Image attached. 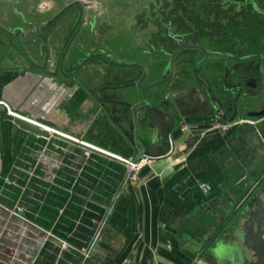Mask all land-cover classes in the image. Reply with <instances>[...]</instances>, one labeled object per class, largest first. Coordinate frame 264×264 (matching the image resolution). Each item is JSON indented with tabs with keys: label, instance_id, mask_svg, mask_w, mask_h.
<instances>
[{
	"label": "crops",
	"instance_id": "1",
	"mask_svg": "<svg viewBox=\"0 0 264 264\" xmlns=\"http://www.w3.org/2000/svg\"><path fill=\"white\" fill-rule=\"evenodd\" d=\"M10 58L1 65L0 103L22 120L0 124V264H196L190 250L234 214L264 169L256 132L238 126L221 138L211 128L175 169L168 155L122 187L126 166L114 157L14 124L29 118L129 157L81 85L17 68ZM175 98L176 134L185 124L213 123L193 98Z\"/></svg>",
	"mask_w": 264,
	"mask_h": 264
},
{
	"label": "water",
	"instance_id": "2",
	"mask_svg": "<svg viewBox=\"0 0 264 264\" xmlns=\"http://www.w3.org/2000/svg\"><path fill=\"white\" fill-rule=\"evenodd\" d=\"M53 1L57 9L44 20L28 10L25 0L19 1V15L15 5L19 28H13V21L1 26L13 42H1L0 71L10 56L17 68L76 81L109 123L120 147L128 149L129 157L29 118L24 117L30 123L16 120L19 128L42 138H49L52 131L134 164L141 158L156 161L170 155L171 136L182 124L178 110L176 119L162 111L161 99L174 93L173 97L193 98L194 108L206 114L204 122L242 123L264 145V0H231L222 15H216L214 0H164L154 5L155 10L153 5L134 6L137 0ZM204 9L213 13L215 30L201 44L193 37L199 30L197 15ZM66 13L68 23L58 28ZM228 24L250 29L249 34L226 33ZM124 26L140 31L153 26L163 38L147 55H140L138 47L117 53L108 39L111 30L123 32ZM8 116L22 118L0 103V124ZM251 186L234 214L190 250L196 264H264V169Z\"/></svg>",
	"mask_w": 264,
	"mask_h": 264
},
{
	"label": "flooded vegetation",
	"instance_id": "3",
	"mask_svg": "<svg viewBox=\"0 0 264 264\" xmlns=\"http://www.w3.org/2000/svg\"><path fill=\"white\" fill-rule=\"evenodd\" d=\"M20 0H0V54L4 53V46L2 45V41L4 40H8L10 42H13V38L7 36L2 30H1V26H3L4 28V24L5 22H12L14 23L13 28L18 27V25L15 26V21L14 20H20L19 16H15L16 14V10H15V5L17 10V14L19 15L21 9H20ZM62 2H66L67 0H61ZM154 3H152V2ZM231 0H214L212 1V6L213 9H216V15H222L223 12H221L222 9L224 8H229V2ZM164 0H137L135 1V3H133L134 6H138V7H146L147 5H162L161 3H163ZM155 7V6H154ZM52 9V6L49 8V10ZM156 9V7L154 8V10ZM153 11V10H152ZM145 12H149V8L146 10ZM227 13V10H226ZM212 12H210V10L208 9H204L202 12H199V14L197 15V19L199 21V30L197 31V33L194 35V39L197 40L199 43L201 44H205L207 43V40H209V34L211 35L214 30L215 27L213 25V18H212ZM25 20H29L31 21V19L27 18V16L24 17ZM68 14L66 13L62 19H60L59 22V26L58 28H60L61 25L63 24H67L69 21L68 20ZM62 20V23H61ZM64 21V22H63ZM67 22V23H66ZM130 25L132 23L131 20H129ZM127 30L121 32V29H117L114 28L113 30H111L110 32V37L108 39V42H110V44L112 45L114 51L121 52L126 50H132L134 47H138V49L136 50L140 55L145 54L147 55V53L151 52L153 49H156V45L158 42H160L163 38V34L161 31H154L153 26L149 27V29L145 30L143 29V31L140 30H134L132 29V27L127 28L126 26H124ZM226 27V30L228 28L237 30L238 24H235V26H231V27ZM241 28H244L242 26H240ZM19 28V27H18ZM122 28V27H121ZM63 29V27H62ZM61 29V30H62ZM163 30V29H162ZM62 34V32H60ZM49 40V38H48ZM46 45L48 47H50V45H52V40L48 41V43H46ZM46 46V47H47ZM143 48V50H142ZM17 51H19L16 48ZM174 93H170V95L165 96L163 99H161V101L163 102V107L164 109L162 111H166L168 112L170 115L174 116L176 119V115L178 116L177 112H176V104H177V99L175 97H173ZM172 95V96H171ZM161 104V103H160ZM175 105V106H174ZM167 108V109H165ZM179 117V116H178ZM180 118V117H179ZM181 120V119H180ZM261 175V173H260ZM255 183V182H254ZM253 183V184H254ZM251 185L247 186L246 185V192L251 189Z\"/></svg>",
	"mask_w": 264,
	"mask_h": 264
},
{
	"label": "rangeland",
	"instance_id": "4",
	"mask_svg": "<svg viewBox=\"0 0 264 264\" xmlns=\"http://www.w3.org/2000/svg\"><path fill=\"white\" fill-rule=\"evenodd\" d=\"M27 2V4H29L28 6V10L30 12L33 13H37L41 18L40 19H45L47 15H50L52 12H54L53 10H56L57 7L54 4L53 0H25ZM43 4V6H42ZM45 4V5H44ZM52 6V9L49 10V8ZM128 17V15L126 14V18ZM40 20V21H43ZM231 26H235V24H228V27ZM238 29L234 30L231 28H228L227 30H225L226 33H230V32H241L243 36H247L249 34L250 29L247 28H241L240 25H238ZM239 45V44H238ZM221 126H224V130L221 132L220 130H218ZM242 126V123L241 125ZM211 128L213 129L212 132H220L219 136L221 138H224L229 130V127L226 126V124L223 123H210L207 125H200V124H185L176 134V131L173 133V136H175L174 138V148L173 151L170 153V166H172V168H176V163L177 162H182L183 158L185 156L190 155V153L193 152V150L195 148H198L200 146V144H202V142H205L206 140H208L210 137L208 136V131L211 130ZM208 136V138H207ZM219 137V138H220ZM60 138V137H58ZM207 138V139H206ZM62 139V138H61ZM65 140V139H64ZM68 141V140H67ZM71 142V141H69ZM73 143V142H72ZM153 162L147 164L145 166V168H150ZM170 168L168 170V172H172ZM144 169V168H143ZM142 169V170H143ZM140 172H134L131 176L132 182L134 180H136V177L139 175ZM199 190H201L202 192H206L208 191V188L205 184H199L198 185ZM176 264H195V263H182L180 262V260H178L176 258Z\"/></svg>",
	"mask_w": 264,
	"mask_h": 264
},
{
	"label": "built area",
	"instance_id": "5",
	"mask_svg": "<svg viewBox=\"0 0 264 264\" xmlns=\"http://www.w3.org/2000/svg\"><path fill=\"white\" fill-rule=\"evenodd\" d=\"M10 117H13V116H10ZM13 118H16V119H18V120H22V119H20V118H17V117H13ZM223 124H226V126L227 127H229V130H228V132H230L234 127H238V126H240L241 125V123H232V124H228V123H223ZM224 126H221L220 128H222V130H224V128H223ZM219 128V129H220ZM60 137H63V138H65L66 140H69V141H71V142H73V143H76V144H78V145H82V146H84V147H86V148H88V149H90V150H92V151H94V152H97V153H99V154H102V155H107V156H110V155H108V154H106V153H104V152H102V151H100V150H98V149H95V148H93V147H91V146H87V145H85V144H83V143H81V142H78V141H74V140H70V139H68V138H66V137H64V136H60ZM112 157V156H111ZM116 160H118V161H120V162H122L125 166H126V176H125V178H124V181H123V184H122V187H124L125 185H126V183L127 182H129V181H132V179H131V176H132V174L135 172H140L143 168H145V166L147 165V164H149V163H151V162H153L152 160H149V159H147V158H141L139 161H138V163H136V164H134L133 163V160H130V161H122V160H120V159H117L116 157H114ZM135 181V180H134ZM11 214L12 215H15V216H18L17 214H15V213H13V212H11ZM61 247H62V249H66L68 246L65 244V243H61ZM88 252H89V250H88ZM88 252H86V254H85V257L87 256V253Z\"/></svg>",
	"mask_w": 264,
	"mask_h": 264
},
{
	"label": "bare ground",
	"instance_id": "6",
	"mask_svg": "<svg viewBox=\"0 0 264 264\" xmlns=\"http://www.w3.org/2000/svg\"><path fill=\"white\" fill-rule=\"evenodd\" d=\"M218 130H220L221 132L223 131L222 128H220V129H218ZM60 136H61V135H60ZM110 157H111V156H110ZM112 157H113V156H112Z\"/></svg>",
	"mask_w": 264,
	"mask_h": 264
}]
</instances>
